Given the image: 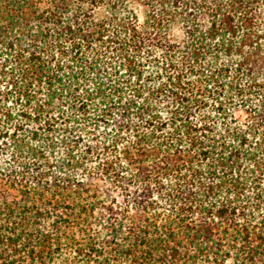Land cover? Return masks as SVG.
<instances>
[{"label":"trees","instance_id":"1","mask_svg":"<svg viewBox=\"0 0 264 264\" xmlns=\"http://www.w3.org/2000/svg\"><path fill=\"white\" fill-rule=\"evenodd\" d=\"M0 264H264V0H0Z\"/></svg>","mask_w":264,"mask_h":264},{"label":"rangeland","instance_id":"2","mask_svg":"<svg viewBox=\"0 0 264 264\" xmlns=\"http://www.w3.org/2000/svg\"><path fill=\"white\" fill-rule=\"evenodd\" d=\"M143 8L141 7H136V12H137V16H138V23L142 24L143 23ZM172 36L174 37V39H178L179 38V29L177 27H174L173 31H172Z\"/></svg>","mask_w":264,"mask_h":264}]
</instances>
